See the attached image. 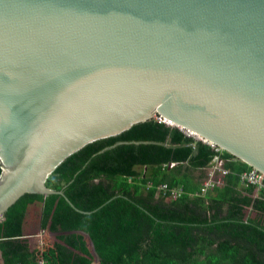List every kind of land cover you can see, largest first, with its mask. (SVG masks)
I'll return each mask as SVG.
<instances>
[{"label": "water", "instance_id": "1", "mask_svg": "<svg viewBox=\"0 0 264 264\" xmlns=\"http://www.w3.org/2000/svg\"><path fill=\"white\" fill-rule=\"evenodd\" d=\"M157 114L264 174V0H0V221Z\"/></svg>", "mask_w": 264, "mask_h": 264}, {"label": "trees", "instance_id": "2", "mask_svg": "<svg viewBox=\"0 0 264 264\" xmlns=\"http://www.w3.org/2000/svg\"><path fill=\"white\" fill-rule=\"evenodd\" d=\"M215 157L229 175L200 195L194 174ZM250 170L153 118L84 146L46 183L84 212L122 197L86 215L59 195L22 196L0 221L1 257L4 264H264V191L256 197L238 179ZM163 184L181 195L163 196Z\"/></svg>", "mask_w": 264, "mask_h": 264}, {"label": "built area", "instance_id": "3", "mask_svg": "<svg viewBox=\"0 0 264 264\" xmlns=\"http://www.w3.org/2000/svg\"><path fill=\"white\" fill-rule=\"evenodd\" d=\"M156 120L159 123H164L166 124L165 120L158 116ZM167 125V124H166ZM180 131L189 138H192L193 140L197 141L199 140L203 144L208 145L215 151H219V148L213 144H210L207 141H204L202 139H195L191 135H189L187 130L185 131L184 129H180ZM221 150V149H220ZM213 164V166H211ZM206 169L203 170V172L199 173L202 174L201 176V187L199 194L200 195H205L207 191L215 188V187H221L224 184V178L229 175V172L223 169L224 162L219 160L218 157H215V159ZM176 167V164L172 163L169 165L163 166V169H174ZM240 179V182L246 186V187H253L256 189V195L258 196L260 191H264V174L255 170L251 169L249 172L243 173L238 177ZM159 193H162L163 196H168L171 200L177 199L181 193L182 189L180 187H173L170 188L167 184H163L159 187L158 189ZM39 264H43L40 262Z\"/></svg>", "mask_w": 264, "mask_h": 264}, {"label": "bare ground", "instance_id": "4", "mask_svg": "<svg viewBox=\"0 0 264 264\" xmlns=\"http://www.w3.org/2000/svg\"><path fill=\"white\" fill-rule=\"evenodd\" d=\"M165 122L167 123V124H169V125H171V126H174V127H178L176 124H174V123H170L168 120H165ZM179 129H182V128H180V127H178ZM186 131V130H185ZM186 133H188L189 135H191L192 137H194L195 139H202V138H200L198 135H196L195 133H192V132H190V131H187Z\"/></svg>", "mask_w": 264, "mask_h": 264}, {"label": "rangeland", "instance_id": "5", "mask_svg": "<svg viewBox=\"0 0 264 264\" xmlns=\"http://www.w3.org/2000/svg\"><path fill=\"white\" fill-rule=\"evenodd\" d=\"M157 117H158V114L154 116L155 119H156ZM168 125H169V124H168ZM169 126H171V125H169ZM171 127H174V126H171ZM176 128H178V127H176ZM197 141H199V140H197ZM211 166H213V164H211ZM137 171H141V169H140V168H137ZM144 171H145V170H143V173H144ZM147 172H149V171H147ZM145 173H146V171H145ZM200 175L203 176L202 174H194V176H196V177H201Z\"/></svg>", "mask_w": 264, "mask_h": 264}, {"label": "crops", "instance_id": "6", "mask_svg": "<svg viewBox=\"0 0 264 264\" xmlns=\"http://www.w3.org/2000/svg\"><path fill=\"white\" fill-rule=\"evenodd\" d=\"M255 196L257 197L256 193H255ZM41 244V243H40ZM0 264H4L3 262V258L1 257V254H0Z\"/></svg>", "mask_w": 264, "mask_h": 264}]
</instances>
